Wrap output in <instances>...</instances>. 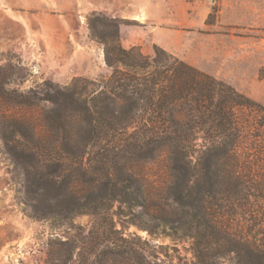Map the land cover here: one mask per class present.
I'll use <instances>...</instances> for the list:
<instances>
[{
  "label": "trees",
  "instance_id": "16d2710c",
  "mask_svg": "<svg viewBox=\"0 0 264 264\" xmlns=\"http://www.w3.org/2000/svg\"><path fill=\"white\" fill-rule=\"evenodd\" d=\"M89 31L110 75L45 96L51 142L27 117L0 123L26 216L63 229L47 263L264 264V106L160 47L125 49L115 21ZM148 163L164 169L162 196L147 190ZM122 207L152 225L120 221ZM81 215L89 227L73 223ZM157 236L188 239L190 258Z\"/></svg>",
  "mask_w": 264,
  "mask_h": 264
},
{
  "label": "rangeland",
  "instance_id": "374dc122",
  "mask_svg": "<svg viewBox=\"0 0 264 264\" xmlns=\"http://www.w3.org/2000/svg\"><path fill=\"white\" fill-rule=\"evenodd\" d=\"M95 17L117 23L125 49L153 55L160 47L264 106V0H0V123L27 117L51 142L46 116L52 106L45 96L77 79L100 82L110 75L102 45L89 31ZM1 137L0 264H48L52 242L65 240L63 229L26 216L22 172L13 170ZM160 167H143L158 181L147 187L151 195L164 194ZM122 210L120 221L152 225L138 217L139 208ZM91 222L88 215L73 220L84 227ZM127 232L151 239L132 224ZM152 242L190 258L188 239L157 236Z\"/></svg>",
  "mask_w": 264,
  "mask_h": 264
}]
</instances>
